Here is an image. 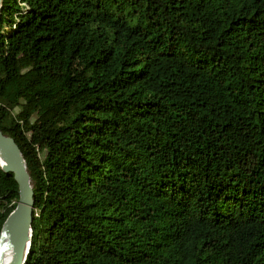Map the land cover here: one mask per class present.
Masks as SVG:
<instances>
[{
	"label": "trees",
	"instance_id": "16d2710c",
	"mask_svg": "<svg viewBox=\"0 0 264 264\" xmlns=\"http://www.w3.org/2000/svg\"><path fill=\"white\" fill-rule=\"evenodd\" d=\"M0 129L26 264H264V0H4Z\"/></svg>",
	"mask_w": 264,
	"mask_h": 264
},
{
	"label": "water",
	"instance_id": "95a60500",
	"mask_svg": "<svg viewBox=\"0 0 264 264\" xmlns=\"http://www.w3.org/2000/svg\"><path fill=\"white\" fill-rule=\"evenodd\" d=\"M4 0H0V15ZM1 168L13 174L19 188L15 209L6 219L0 236V264L6 263L8 253L13 258L8 264H26L33 237L35 190L26 158L14 137L0 129Z\"/></svg>",
	"mask_w": 264,
	"mask_h": 264
},
{
	"label": "bare ground",
	"instance_id": "6f19581e",
	"mask_svg": "<svg viewBox=\"0 0 264 264\" xmlns=\"http://www.w3.org/2000/svg\"><path fill=\"white\" fill-rule=\"evenodd\" d=\"M0 162L3 163V161L1 160V158H0ZM12 258H13V254H12V253H8L7 256H6V260H5L6 263H7V264L10 263L11 260H12Z\"/></svg>",
	"mask_w": 264,
	"mask_h": 264
}]
</instances>
